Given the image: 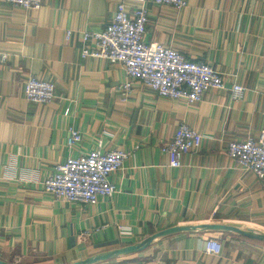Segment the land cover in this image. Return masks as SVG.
<instances>
[{
	"label": "crops",
	"instance_id": "crops-1",
	"mask_svg": "<svg viewBox=\"0 0 264 264\" xmlns=\"http://www.w3.org/2000/svg\"><path fill=\"white\" fill-rule=\"evenodd\" d=\"M122 0H43L26 11L0 0V259L73 264L135 246L176 226L227 224L264 232V180L228 156L231 142L264 139V0H188L187 8L147 4V43L179 50L223 74L226 90L200 104L159 97L136 82L128 102L124 66L83 59L84 30L102 31ZM73 31L67 41L66 34ZM51 80L55 101L29 103L30 77ZM243 86L242 98L230 88ZM182 123L204 137L201 151L172 168L163 146ZM83 136L67 144L69 130ZM129 154L111 177L113 198L69 204L44 190L58 164L94 151ZM222 241L220 255L206 240ZM101 264H264V242L198 232L156 241Z\"/></svg>",
	"mask_w": 264,
	"mask_h": 264
},
{
	"label": "built area",
	"instance_id": "built-area-1",
	"mask_svg": "<svg viewBox=\"0 0 264 264\" xmlns=\"http://www.w3.org/2000/svg\"><path fill=\"white\" fill-rule=\"evenodd\" d=\"M12 7L26 11L40 10L43 0H5ZM171 7L177 12L187 8L188 0H122L113 20L102 31L84 30L81 35L83 59L106 60L124 66L128 80L119 90L121 100L128 102L136 82L152 90L159 97L184 101L187 106L200 104L205 93L226 90L222 73L210 64L188 60L179 50L159 43H147L150 11L147 4ZM69 30L66 39L72 38ZM0 59L6 60L1 54ZM233 98L243 97L246 89L240 85L230 88ZM25 99L29 103L49 105L55 101L56 86L51 80L30 77L24 84ZM83 140L79 130L70 129L68 147L77 148ZM204 137L188 123H182L171 142L162 151L169 158L172 168H180L183 159L201 151ZM228 156L241 169L252 172L264 180V139L249 138L243 142H231ZM129 159L122 150L94 151L87 156L70 157L58 164L54 173L43 183L44 190L69 204L95 206L101 199L113 198L116 188L111 177L121 171ZM222 241L206 240V252L218 256Z\"/></svg>",
	"mask_w": 264,
	"mask_h": 264
},
{
	"label": "water",
	"instance_id": "water-1",
	"mask_svg": "<svg viewBox=\"0 0 264 264\" xmlns=\"http://www.w3.org/2000/svg\"><path fill=\"white\" fill-rule=\"evenodd\" d=\"M198 232L232 233L243 238L264 242V232L254 230L251 228H241L234 225L218 224V223L176 226L164 230L162 232L156 233L138 245L117 249L110 252H105L96 255L94 257L88 258L84 261L76 262L73 264H101V263L113 261L121 257L140 253L143 250L152 246L158 240L170 238L181 234H193ZM0 264H13V263L0 259Z\"/></svg>",
	"mask_w": 264,
	"mask_h": 264
},
{
	"label": "rangeland",
	"instance_id": "rangeland-1",
	"mask_svg": "<svg viewBox=\"0 0 264 264\" xmlns=\"http://www.w3.org/2000/svg\"><path fill=\"white\" fill-rule=\"evenodd\" d=\"M35 262H36L35 264H45V261L44 260H41V259H38ZM10 263H13V262H10ZM13 264H20V263H13ZM25 264H30V263L28 262V263H25Z\"/></svg>",
	"mask_w": 264,
	"mask_h": 264
}]
</instances>
